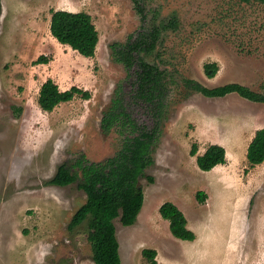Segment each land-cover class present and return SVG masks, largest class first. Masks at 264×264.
I'll return each instance as SVG.
<instances>
[{
  "label": "rangeland",
  "instance_id": "374dc122",
  "mask_svg": "<svg viewBox=\"0 0 264 264\" xmlns=\"http://www.w3.org/2000/svg\"><path fill=\"white\" fill-rule=\"evenodd\" d=\"M138 1L145 19L136 0H1L0 264H94L88 221L68 227L86 200L73 164L80 155L102 162L133 135L120 123L106 131L101 126L115 98L123 99L138 124L151 125L146 106L132 97L133 77L109 48L143 26L160 30L144 58L163 72L169 91L152 163L138 178L144 195L139 222L125 226L114 219L121 264H148L143 248L156 250L158 264H264V161L250 167L246 158L247 144L264 126V103L234 92L207 97L182 84L184 78L210 88L239 83L264 93V4ZM55 9L92 17L98 31L92 57L50 34ZM40 55L48 61L36 63ZM211 61L218 70L208 78L203 65ZM47 78L61 90L75 85L90 97L42 111L37 98ZM192 143L196 155L210 144L223 146L225 163L199 169L189 154ZM63 163L78 179L50 184ZM197 191L205 193L203 202ZM166 201L184 213L195 241L172 236L157 207Z\"/></svg>",
  "mask_w": 264,
  "mask_h": 264
},
{
  "label": "trees",
  "instance_id": "16d2710c",
  "mask_svg": "<svg viewBox=\"0 0 264 264\" xmlns=\"http://www.w3.org/2000/svg\"><path fill=\"white\" fill-rule=\"evenodd\" d=\"M254 1L264 4V0ZM140 4V1L136 0L135 7L141 18L145 19ZM49 32L59 43L69 46L82 56L92 57L95 53L98 31L92 17L86 12L52 10ZM159 36L158 27L143 26L134 37L123 43L114 42L109 45L116 60L133 77L132 97L146 106L152 119L151 125L138 124L131 118L123 99L115 98L111 109L102 117L101 126L106 131L120 123L130 127L133 135L123 141L115 154L102 162H92L80 155L73 164L80 171L81 180L78 187L85 192L86 200L72 215L68 227L73 229L85 220L88 221L87 238L92 248L94 264H121L114 219L119 217L122 225H131L136 221L143 205L144 195L138 185V178L143 169L152 163L151 150L159 138L169 91L163 72L144 58V54L155 48ZM47 61L45 55H40L36 63ZM203 70L208 78H212L218 70V65L215 61L207 62L203 65ZM182 84L185 88L207 97H221L234 92L247 100L264 103V93L253 91L239 83L210 88L194 79L184 78ZM76 96L88 99L90 92L75 85L61 90L53 79L47 78L40 86L37 103L42 111L51 112L58 104L70 101ZM196 153L197 145L192 143L189 154L196 156L198 168L204 171H209L226 161L225 148L218 144L208 145L202 154ZM246 158L250 167L264 161V126L255 131L247 146ZM77 179V171L72 172L70 167L63 163L57 167L49 183L65 186ZM196 197L199 202H203L205 193L197 191ZM158 211L163 219L168 220L170 233L175 238L189 241L195 239V233L188 228L187 219L177 205L166 201L160 204ZM141 255L148 264H158L155 249L143 248Z\"/></svg>",
  "mask_w": 264,
  "mask_h": 264
},
{
  "label": "crops",
  "instance_id": "0c3cea01",
  "mask_svg": "<svg viewBox=\"0 0 264 264\" xmlns=\"http://www.w3.org/2000/svg\"><path fill=\"white\" fill-rule=\"evenodd\" d=\"M247 146H248V144H247ZM205 151V149L203 150V152ZM202 152V153H203ZM201 153V154H202ZM258 165V164H257ZM217 166V165H216ZM215 167V166H214ZM160 206V204L157 206V207H159ZM141 210H140V212H139V214H138V216H137V218H136V221L132 224V225H130V226H135V224L137 223V222H139L138 220H139V218H140V216H141ZM168 221V220H167ZM146 224V223H145ZM169 224V223H168ZM188 226V225H187ZM189 228V227H188ZM173 236V235H172ZM181 240V239H180ZM195 241V240H194ZM119 243V242H118Z\"/></svg>",
  "mask_w": 264,
  "mask_h": 264
}]
</instances>
